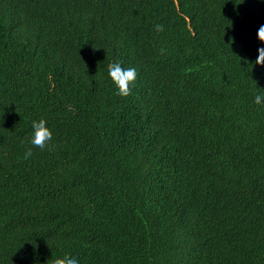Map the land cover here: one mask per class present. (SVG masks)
Masks as SVG:
<instances>
[{"label":"trees","instance_id":"obj_1","mask_svg":"<svg viewBox=\"0 0 264 264\" xmlns=\"http://www.w3.org/2000/svg\"><path fill=\"white\" fill-rule=\"evenodd\" d=\"M262 24L264 0H0V264H264Z\"/></svg>","mask_w":264,"mask_h":264},{"label":"clouds","instance_id":"obj_2","mask_svg":"<svg viewBox=\"0 0 264 264\" xmlns=\"http://www.w3.org/2000/svg\"><path fill=\"white\" fill-rule=\"evenodd\" d=\"M154 28L157 32H163L165 25L163 23H156ZM257 37L260 41L264 42V24L260 25L257 30ZM165 49L161 48V52ZM258 55L255 59V64L264 65V45L258 49ZM108 76L116 86L118 94L127 96L132 91V87L137 79L138 70L134 66L125 67L119 60L113 61L107 70ZM254 103L256 105L264 106V91L254 92ZM54 132L46 117L34 118L31 121V131L28 133L27 141L32 146H38L41 149L50 146L53 140ZM33 155V147L29 146L24 152V158L28 159ZM62 264H81V259L77 255H67L63 258Z\"/></svg>","mask_w":264,"mask_h":264}]
</instances>
